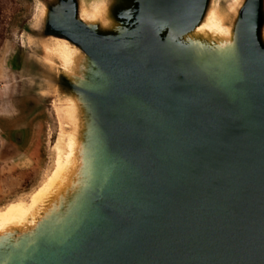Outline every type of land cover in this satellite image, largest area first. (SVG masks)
Segmentation results:
<instances>
[{
    "label": "water",
    "instance_id": "obj_1",
    "mask_svg": "<svg viewBox=\"0 0 264 264\" xmlns=\"http://www.w3.org/2000/svg\"><path fill=\"white\" fill-rule=\"evenodd\" d=\"M208 2L118 0L109 28L77 0L45 9L47 37L88 60L89 87L55 66L99 174L29 243H0V264H264V0L237 12L230 69L182 39Z\"/></svg>",
    "mask_w": 264,
    "mask_h": 264
},
{
    "label": "rangeland",
    "instance_id": "obj_2",
    "mask_svg": "<svg viewBox=\"0 0 264 264\" xmlns=\"http://www.w3.org/2000/svg\"><path fill=\"white\" fill-rule=\"evenodd\" d=\"M60 1L0 0V210L23 206L26 212L20 216L31 215L23 233L33 236L74 201V189L56 192L50 180L58 147L72 139L87 143L84 105L79 98L71 100V87L59 75L48 47L53 40L47 37L45 9L52 11ZM77 1L78 16L86 10L104 28L110 18L96 14L94 6H106L112 16L118 11V0ZM214 4L216 16L235 31V0H209L207 10ZM120 10L127 12L122 6ZM261 36L264 41V17ZM85 61L88 65L86 56ZM19 235L0 230V243L12 244Z\"/></svg>",
    "mask_w": 264,
    "mask_h": 264
},
{
    "label": "bare ground",
    "instance_id": "obj_3",
    "mask_svg": "<svg viewBox=\"0 0 264 264\" xmlns=\"http://www.w3.org/2000/svg\"><path fill=\"white\" fill-rule=\"evenodd\" d=\"M245 1L235 0L237 12L243 8ZM215 8L214 4L194 30L182 34V39L192 47L194 56L200 58L199 62L205 69H209L212 65L230 69L235 60V41L230 28L225 26L221 19L216 16ZM94 10L96 14L97 12L104 13L106 8L105 6L95 5ZM82 18L89 25L96 23L95 15L89 14L86 10L82 11ZM48 47L52 57L60 63L61 68L58 69L61 72L63 71L74 84L85 87L90 86L86 79L88 65L85 61V55L80 49H72L66 41L60 39H53ZM60 60H63V62ZM78 101L82 103L80 99ZM99 158L98 152L93 153L87 143L72 139L66 147L60 145L55 155L54 169L50 176V180L54 184V190L60 192L66 188H71L75 190L74 200L82 198L84 190L89 186L91 187L97 179ZM50 194H53V192H50ZM38 208L40 210V207ZM25 212L26 209L23 206H12L7 211L0 210L1 232L12 235L21 233L13 242V244L18 242L15 245L16 249L20 245L29 243L25 239L33 236L32 232L25 231L23 233L31 220L30 213L26 218L20 216Z\"/></svg>",
    "mask_w": 264,
    "mask_h": 264
}]
</instances>
